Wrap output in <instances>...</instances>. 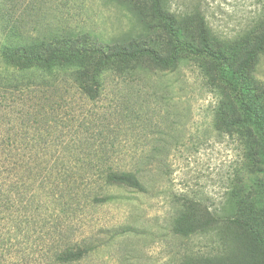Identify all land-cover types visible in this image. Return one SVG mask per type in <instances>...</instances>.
Segmentation results:
<instances>
[{"label":"rangeland","instance_id":"374dc122","mask_svg":"<svg viewBox=\"0 0 264 264\" xmlns=\"http://www.w3.org/2000/svg\"><path fill=\"white\" fill-rule=\"evenodd\" d=\"M168 5L172 14L199 9L212 34L227 44L247 37L240 47L224 53L230 71L235 70L249 45L258 18L264 16V0H168ZM138 18L111 0H0V44L6 38L3 28L22 31L24 36L28 32L32 37L75 29L95 38H88L92 44L117 42L121 46L131 40L143 45V30L150 28L159 39L150 35L149 46L152 39L156 44H167L170 37L159 21L148 18L141 22ZM193 29L189 27L183 34L196 44ZM220 50L224 52V48ZM212 65L209 59L185 58L177 68L146 67L138 69L134 80L124 81L109 70L104 74L105 90L95 102H87L75 88L64 93L71 97V102L66 99L70 106L59 109L63 120L52 133H63L61 140L74 139L80 136L73 134V129L71 134L66 128L59 131L65 121L71 126L69 119L94 115L104 119L117 133L119 145L112 151L113 157L122 164H134L145 189H113L115 201L86 215L73 212L63 220L66 225L73 222L79 236L93 235L94 240L106 241L82 264H204L206 258L222 252L223 237L234 230L230 221L242 217L246 205L258 212L254 223L264 241V127L250 124L227 131L215 113L225 104L226 115L245 117L243 101L264 119V55L246 73L243 86L218 80ZM57 71L48 78L58 82L62 73ZM39 72L18 71L0 57V78L14 79L15 86L0 111H13L10 119L18 121L16 126L20 104H31L32 90L37 89L29 86V78H44ZM216 76L217 84L213 85ZM119 107H125L122 116L117 115ZM3 121L0 119V133L7 131ZM78 123H72L75 131L78 127L83 131ZM111 137L107 132L106 139ZM208 222L210 225L204 224ZM192 224L204 227L203 231L187 236L176 232ZM104 229L115 236L108 239L99 232ZM120 230L125 232L116 235Z\"/></svg>","mask_w":264,"mask_h":264},{"label":"trees","instance_id":"16d2710c","mask_svg":"<svg viewBox=\"0 0 264 264\" xmlns=\"http://www.w3.org/2000/svg\"><path fill=\"white\" fill-rule=\"evenodd\" d=\"M111 1L129 8L141 22L148 18L159 21L170 37L167 44H156L159 38L150 28L143 30L146 39L143 45L131 40L123 46L117 42L92 44L90 36L75 29L43 32L37 37L2 29L6 38L0 44L1 59L18 71H40L44 78H29V86L37 89L32 90L31 104H20L19 126L17 120L10 119L13 111H0L7 130L0 133V264H82L106 241H96L93 235L79 236L76 225L73 222L66 225L63 220L76 212L89 214L96 207L115 201L113 189L145 191L137 167L122 164L113 157L112 151L119 145L117 133L110 130L104 119L95 115L89 119H69L71 126L65 121L59 131L66 128V133L71 134L73 129V134L80 136L74 139L61 140L63 133H52L63 120L58 115L59 109L70 106L66 102L71 98L67 96L70 88H75L87 102H95L105 90L104 74L109 70L122 81L134 80L138 69L177 68L185 58L200 62L209 59L212 69L218 71V80L243 86L246 73L264 55V16L258 18L249 45L243 49L235 70L230 71L226 69L229 67L226 51L240 47L246 36L227 44L212 34L199 9L172 14L168 0ZM192 26L196 44L183 34ZM150 35L156 40L152 39L149 46ZM54 70L62 73L58 82L48 78ZM215 78L213 85L217 84ZM13 81L0 78V107L4 106L3 101L8 102L7 93L15 90ZM61 99L63 104L59 103ZM241 106L245 117L226 115L225 104L217 107L216 118L224 129L232 131L250 124L264 127L262 117L250 111L243 101ZM118 110L117 115L122 116L125 107ZM75 122L84 130L78 127V132L75 131L72 124ZM107 132L112 136L110 139H106ZM30 135L33 138H27ZM257 215L252 206L246 205L242 217L230 221L234 230L229 227L232 234L223 237L222 252L206 258L204 264H264V241L254 223ZM202 228L192 224L177 228L176 232L187 236L203 231ZM99 232L108 239L115 236L109 235V229ZM123 232L120 230L116 235Z\"/></svg>","mask_w":264,"mask_h":264}]
</instances>
